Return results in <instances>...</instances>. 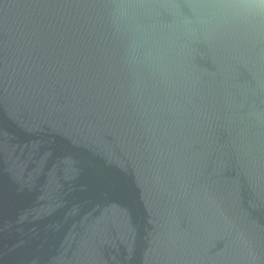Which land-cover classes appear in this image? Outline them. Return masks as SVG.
I'll return each instance as SVG.
<instances>
[{"label": "water", "instance_id": "1", "mask_svg": "<svg viewBox=\"0 0 264 264\" xmlns=\"http://www.w3.org/2000/svg\"><path fill=\"white\" fill-rule=\"evenodd\" d=\"M0 0V264H264L258 0Z\"/></svg>", "mask_w": 264, "mask_h": 264}, {"label": "clouds", "instance_id": "2", "mask_svg": "<svg viewBox=\"0 0 264 264\" xmlns=\"http://www.w3.org/2000/svg\"><path fill=\"white\" fill-rule=\"evenodd\" d=\"M192 7H196V4L194 3V0H192ZM258 7H264V0H258Z\"/></svg>", "mask_w": 264, "mask_h": 264}]
</instances>
